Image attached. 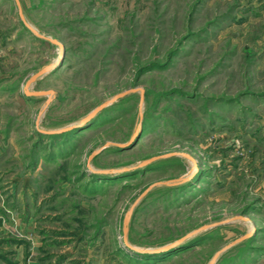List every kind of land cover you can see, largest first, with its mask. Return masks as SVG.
Listing matches in <instances>:
<instances>
[{
    "label": "rangeland",
    "instance_id": "1",
    "mask_svg": "<svg viewBox=\"0 0 264 264\" xmlns=\"http://www.w3.org/2000/svg\"><path fill=\"white\" fill-rule=\"evenodd\" d=\"M213 257L264 264V0H0V264Z\"/></svg>",
    "mask_w": 264,
    "mask_h": 264
},
{
    "label": "water",
    "instance_id": "2",
    "mask_svg": "<svg viewBox=\"0 0 264 264\" xmlns=\"http://www.w3.org/2000/svg\"><path fill=\"white\" fill-rule=\"evenodd\" d=\"M56 43H58V45H59L60 48H61V44H60L58 41H56ZM45 72H46L45 69L40 70V71H38V72L32 74V75H31V76H30V77L24 82V84H23V91H24V93H25L26 95H37V94H39V93L45 92V91H34V92H29V91L27 90L28 86H29V85H30V84H31L36 78H38L39 76H41V75L44 74ZM135 90H136V89H133V88H132V89L125 90V91L119 93V94L117 95V98H120V97L126 95L127 93H129V92H133V91H135ZM49 92H51V90H49ZM107 105H108V103H102V104H99V105L96 106L92 111H90V112L88 113V115H87L84 119H85V120H88L89 118H91L93 115H95L96 113H98L101 109H103V108H104L105 106H107ZM77 126H79V125H72V126L69 127V129L76 128ZM138 138H139V136L136 135V133H134V134L131 136V138L129 139L128 142H126V143H116L115 145L118 146L120 149H125V148H128L129 146H131L133 143H135V141H137ZM97 152H99V151L92 152V153L89 155L88 160H89L93 155H95ZM159 157H161V156H155V157H152V158L148 159V160L146 161V163L149 162V161H152V160H154V159H157V158H159ZM179 181H180V179H179V180L176 179V181L174 182V184H175V183H178ZM161 183H164V184H170V182H161ZM171 184H173V183H171ZM126 223H127V222H126V218H125V220H124V228H123V243H124V245H125L126 247H128L129 249H133V250H135V251H137V252H139V253H143V251H141V250H139V249H137V248H134V247L130 246V245L126 242V238H125V233H126ZM211 226H213V225H205V226H203L202 228L204 229V228L211 227ZM202 228H201V229H202ZM197 231H198V230H197ZM194 233H196V231H194V232H190V233H187V234L181 236L180 238H178V239H176L175 241H173L172 243L168 244L165 248H163V249L160 250V251H168V250H170V249H174V248L178 247V246L181 245V244H182L187 238L191 237ZM231 244H232V243H231ZM231 244H229V245H231ZM229 245H227L226 247H228ZM152 252H158V251H150L149 253H152ZM214 259H215V257H213L212 260H211L208 264H212V263L214 262Z\"/></svg>",
    "mask_w": 264,
    "mask_h": 264
}]
</instances>
